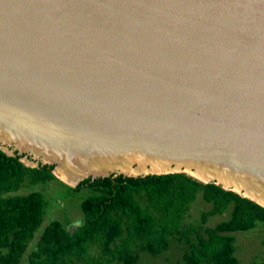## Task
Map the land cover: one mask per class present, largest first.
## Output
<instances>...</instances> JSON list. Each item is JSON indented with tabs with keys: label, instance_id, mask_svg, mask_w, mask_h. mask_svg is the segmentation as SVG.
I'll return each mask as SVG.
<instances>
[{
	"label": "water",
	"instance_id": "95a60500",
	"mask_svg": "<svg viewBox=\"0 0 264 264\" xmlns=\"http://www.w3.org/2000/svg\"><path fill=\"white\" fill-rule=\"evenodd\" d=\"M0 148L264 206V0H0Z\"/></svg>",
	"mask_w": 264,
	"mask_h": 264
},
{
	"label": "trees",
	"instance_id": "16d2710c",
	"mask_svg": "<svg viewBox=\"0 0 264 264\" xmlns=\"http://www.w3.org/2000/svg\"><path fill=\"white\" fill-rule=\"evenodd\" d=\"M53 170L49 164L27 166L20 155L0 148V264H22L46 213L43 193L17 192L52 179L69 185ZM71 187L89 190L81 201L83 222L72 231L51 220L25 264H75L78 259L85 264H134L142 252L167 250L174 238L188 246L175 264H238L236 234L264 223L263 205L186 172L90 177ZM198 200L211 206L201 212L199 223H187ZM225 214L215 226L206 225L210 217ZM93 244L97 254L90 250Z\"/></svg>",
	"mask_w": 264,
	"mask_h": 264
},
{
	"label": "rangeland",
	"instance_id": "374dc122",
	"mask_svg": "<svg viewBox=\"0 0 264 264\" xmlns=\"http://www.w3.org/2000/svg\"><path fill=\"white\" fill-rule=\"evenodd\" d=\"M29 158L30 160H28V162L32 160L30 156ZM32 191L43 193L45 197L46 213L41 227L36 232L35 238L29 244L27 255L24 256L22 264L27 262L29 253L35 248L41 232L51 220L58 219L62 221L72 231L83 222L84 213L81 209V201L89 194L87 187L76 190L56 179H52L46 183L26 185L17 193L27 194ZM210 206V204L198 200V202L193 205L191 215L187 217L186 222L199 223L201 212L209 209ZM227 216L228 214L212 216L206 225L211 227L215 226L219 221L227 218ZM181 241L182 240L178 241L174 238L171 246L157 255L149 252H142L139 261L134 264H175L182 258L188 247L186 243H181ZM235 247V255L238 258V264L264 262V223H259L253 230L238 232L236 234ZM90 250L93 254H97L99 248L96 244H93ZM85 263L86 261L84 259L75 260V264ZM110 264L124 263L119 260H112Z\"/></svg>",
	"mask_w": 264,
	"mask_h": 264
},
{
	"label": "bare ground",
	"instance_id": "6f19581e",
	"mask_svg": "<svg viewBox=\"0 0 264 264\" xmlns=\"http://www.w3.org/2000/svg\"><path fill=\"white\" fill-rule=\"evenodd\" d=\"M130 172H133V171H130ZM60 177H63V176L61 175ZM246 193H247V192H245V193H243V194L248 195V194H246ZM253 198L256 199V197H254V196H253ZM258 201L264 204V201H263V200H258Z\"/></svg>",
	"mask_w": 264,
	"mask_h": 264
}]
</instances>
